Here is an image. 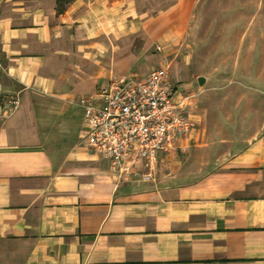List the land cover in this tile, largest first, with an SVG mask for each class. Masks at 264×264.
I'll use <instances>...</instances> for the list:
<instances>
[{
    "label": "crops",
    "instance_id": "0c3cea01",
    "mask_svg": "<svg viewBox=\"0 0 264 264\" xmlns=\"http://www.w3.org/2000/svg\"><path fill=\"white\" fill-rule=\"evenodd\" d=\"M197 2L0 0L1 87L20 99L0 122V264H264V14L230 26V76H198ZM164 65L193 131L153 182L121 184L80 100Z\"/></svg>",
    "mask_w": 264,
    "mask_h": 264
},
{
    "label": "built area",
    "instance_id": "2783aa9c",
    "mask_svg": "<svg viewBox=\"0 0 264 264\" xmlns=\"http://www.w3.org/2000/svg\"><path fill=\"white\" fill-rule=\"evenodd\" d=\"M5 71L0 59V79ZM187 98L166 65L144 79L113 77L95 96L80 100L83 143L110 161L119 183L153 182L160 154L186 150L183 141L193 131ZM19 104V96L4 92L0 82V122Z\"/></svg>",
    "mask_w": 264,
    "mask_h": 264
},
{
    "label": "rangeland",
    "instance_id": "374dc122",
    "mask_svg": "<svg viewBox=\"0 0 264 264\" xmlns=\"http://www.w3.org/2000/svg\"><path fill=\"white\" fill-rule=\"evenodd\" d=\"M146 1L149 9L160 11L169 7L177 0ZM194 11L196 15H201L199 19H195V23L200 28H197L196 32L193 33L190 42L194 44V41L198 38L204 42L201 49L195 47V59H197L198 53H200L198 59L204 62L200 66L199 64L191 66L194 70L193 73L198 76L205 75L208 77L210 74H226L230 76L233 66L229 65V61L225 60L230 52L228 49L229 42L237 40L241 35L240 31H234L233 27L230 28V26L243 24L246 19L241 17V15L248 14L250 16L251 13H255L256 11H258L256 15L264 14V0H200L195 5ZM253 36L255 42L254 69L256 72L261 57L260 46L264 44V27H260V30L256 31ZM216 44L218 45V49L214 50L213 47ZM194 91L196 90L194 89ZM207 97L206 93H202L197 98H194L192 103L194 102L195 107H198L212 105L220 99L214 97L208 99Z\"/></svg>",
    "mask_w": 264,
    "mask_h": 264
}]
</instances>
